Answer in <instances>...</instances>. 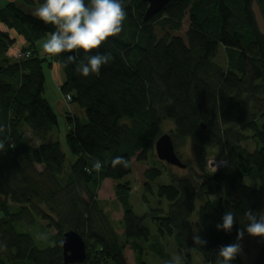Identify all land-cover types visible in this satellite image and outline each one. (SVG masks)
Instances as JSON below:
<instances>
[{"label": "trees", "instance_id": "trees-1", "mask_svg": "<svg viewBox=\"0 0 264 264\" xmlns=\"http://www.w3.org/2000/svg\"><path fill=\"white\" fill-rule=\"evenodd\" d=\"M42 2L0 5L8 29H0V264H65L66 231H77L87 245L86 260L75 264H130L129 248L137 264H147L148 253L163 264H193L192 251L217 264L219 247L243 231L244 213L264 212V31L254 9L264 19V0H170L149 20L145 0H122L121 33L93 50L111 59L86 78L79 72L82 51L71 63L68 53L42 54L39 43L55 29L28 10ZM186 19L182 37L176 32ZM18 37L25 44L11 54ZM221 48L224 64L217 60ZM45 64L60 65L64 100L69 96L87 114L86 122L67 117L70 165L61 144L48 140L59 126L44 94ZM168 121L174 124L169 133L163 131ZM163 134L172 136L176 152L192 145L195 164H187L190 175L171 173V183L157 192L152 184L163 171L149 168L144 186L157 205L138 216L132 187L122 180L133 158L156 157ZM213 149L228 166L211 172ZM107 179L116 182L124 235L97 197ZM228 210L237 217L231 232L217 231ZM39 220L55 228L53 245L39 246L30 233ZM197 236L207 243L197 244ZM167 238L175 240L177 257ZM260 247L251 264H264V239ZM242 262L238 255L232 264Z\"/></svg>", "mask_w": 264, "mask_h": 264}, {"label": "rangeland", "instance_id": "rangeland-1", "mask_svg": "<svg viewBox=\"0 0 264 264\" xmlns=\"http://www.w3.org/2000/svg\"><path fill=\"white\" fill-rule=\"evenodd\" d=\"M1 6H4V1H1L0 3ZM39 7L38 4L28 7L29 13L31 15H34L35 10ZM254 9H256V15L257 19L259 20V25L260 29L264 31V19L262 15L260 14V10L258 7L255 5ZM188 28V23L187 19L185 21V26L183 29L179 32H176L177 35H180L182 37L185 36V32ZM43 39L39 43L40 47L43 46V43L47 40ZM43 48V47H42ZM41 50L43 51V49ZM44 52V51H43ZM47 53L45 54V56ZM225 52L224 49L221 48L217 60L221 62L222 64L225 63ZM45 72H46V87H45V96L48 98L50 101V104L52 105L55 114L58 117V129L51 132L49 137V141H58L61 144V147L63 151L66 154L67 158V165H70L73 163L75 160V157L72 156L70 148L67 145V132L69 130V125L67 121V117L71 115H76L78 118H80L81 122H86L87 119V114H85L84 109L80 108L78 104L71 102L69 103V100L63 99V93H61L58 84L55 82L53 72H51L50 68L45 64ZM174 127V124L172 121H168L164 124L163 126V131L169 133V130ZM211 151V155L208 158V169L211 172L217 171L219 169H223L228 166V162L224 159H220L216 152L213 150ZM182 159V161L186 164L190 163V165H194L195 161V152L192 148V145L190 144H185L181 145L178 148L177 152ZM156 154V153H155ZM132 166L133 170L128 176H126L122 182H129L130 187H132L131 190V203L133 205V208L135 209V212L138 216L143 215L145 212L149 210V207L156 206L157 205V199H154L152 197V193L146 190V187L144 186V183L147 181L146 177L144 176L145 172L149 170V168L156 167L158 169H162L163 175L155 181L154 192H157V189L159 185L161 184H170L172 181L171 173L177 177H182L186 175H190L192 172L191 168L186 167V168H179L178 166L175 165H170L165 161L159 160L158 156L156 154V157L153 159H150L149 161L146 162H141L137 161V158H133L132 160ZM115 185L116 182L111 179H107L103 185L100 187V190L98 191V199L102 201L104 210L110 214L112 221L115 224V227L119 234L124 235V227L122 225V216H123V209L122 206L119 202V200L116 199V190H115ZM1 200V198H0ZM151 204V205H150ZM166 206V204H164ZM195 218V214H194ZM35 230L34 233L30 232L32 235L35 236L37 243L39 246H51L53 245V238L56 235V230L55 228H49L48 227V221L46 220H39L38 222L35 223ZM145 226L151 228L155 233L158 232L156 225L153 223L152 220H147L145 222ZM28 229V228H26ZM33 231V229H30ZM168 240V250L175 256L176 255V244L175 240L172 238H167ZM263 239L260 237H251L248 234H244L243 239L240 241L242 245V252L240 254L241 258L243 259L242 264H251L254 260V257L260 250V246L262 243ZM127 254H129V262L131 264H137L135 263V258H134V252L130 251V248L127 249ZM177 257V255H176ZM145 261L147 264H163L161 260L152 253H148L145 256ZM192 260L193 264H209L204 260L203 256L198 253L197 251H192ZM181 264V263H178Z\"/></svg>", "mask_w": 264, "mask_h": 264}, {"label": "clouds", "instance_id": "clouds-1", "mask_svg": "<svg viewBox=\"0 0 264 264\" xmlns=\"http://www.w3.org/2000/svg\"><path fill=\"white\" fill-rule=\"evenodd\" d=\"M34 15L55 29L43 43V51L53 56L68 53L69 63L82 51L85 60L80 61L79 72L85 78L90 74L99 75L102 66L110 61V54L93 50L99 49L108 38L120 34L126 18L122 0H43ZM3 131L0 126V133ZM119 162L120 158L114 161ZM244 218V229L238 230L236 241L219 247L217 264H232L242 252L240 241L245 233L264 239V212L249 210L244 213ZM236 219V214L228 210L215 227L217 231L231 232ZM195 242L199 245L207 243L198 236Z\"/></svg>", "mask_w": 264, "mask_h": 264}, {"label": "water", "instance_id": "water-1", "mask_svg": "<svg viewBox=\"0 0 264 264\" xmlns=\"http://www.w3.org/2000/svg\"><path fill=\"white\" fill-rule=\"evenodd\" d=\"M149 6L146 11L145 20L151 19L154 15L161 12L170 0H145ZM155 153L159 160L168 164L186 168L187 164L182 161L176 152L175 142L170 134H163L156 141ZM64 263L75 264L83 262L87 258V245L84 238L77 231H66L61 241Z\"/></svg>", "mask_w": 264, "mask_h": 264}, {"label": "crops", "instance_id": "crops-1", "mask_svg": "<svg viewBox=\"0 0 264 264\" xmlns=\"http://www.w3.org/2000/svg\"><path fill=\"white\" fill-rule=\"evenodd\" d=\"M1 1H4V4H5L6 2H10L12 0H1ZM0 29L2 31L3 30H8L7 27L1 22H0ZM14 33L15 32L13 31L12 34L15 35ZM47 38H49V37H47ZM17 41H18V44L16 46H14L13 49L10 50L11 54H14L15 49H18V48H20L21 46H23L25 44V41H23V38H21V37H18ZM42 54L45 55L46 53L42 51ZM50 70H51V72H53L55 82L60 87V85H62L63 81L65 80V75H64V72L62 71L60 65L59 64L58 65L54 64L53 67ZM63 99H64V97H63ZM64 102H65V100H64ZM130 251H132V250H130ZM126 252H127V250H126ZM127 257H128V262H129V257H130L129 254H127Z\"/></svg>", "mask_w": 264, "mask_h": 264}, {"label": "built area", "instance_id": "built-area-1", "mask_svg": "<svg viewBox=\"0 0 264 264\" xmlns=\"http://www.w3.org/2000/svg\"><path fill=\"white\" fill-rule=\"evenodd\" d=\"M30 54H31L30 52H27V53H26V56L29 57ZM17 56H19V57L22 56L21 52H18V53H17ZM67 100H70V97H69V96L67 97Z\"/></svg>", "mask_w": 264, "mask_h": 264}]
</instances>
